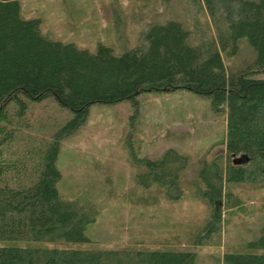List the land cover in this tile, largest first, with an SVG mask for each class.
Returning a JSON list of instances; mask_svg holds the SVG:
<instances>
[{"label": "trees", "instance_id": "trees-1", "mask_svg": "<svg viewBox=\"0 0 264 264\" xmlns=\"http://www.w3.org/2000/svg\"><path fill=\"white\" fill-rule=\"evenodd\" d=\"M177 1L190 15L172 11ZM159 3L171 16L162 22L139 17L135 43L121 42L114 55L100 43L79 48L55 41L41 31L38 18L20 17L18 0H0V241L59 247H0V264H264V226L244 242L243 251L210 256L208 263L198 262L193 251L60 247L88 243L85 228L98 214L95 205L60 198L56 190L60 146L84 125L92 105L130 104L128 163L144 169L133 174L130 189L166 203L182 198L179 184L188 158L174 149L158 158L136 157L128 140L142 98L184 90L207 99L211 112L224 117L223 138L215 144L223 154L209 164L214 182L205 160L200 162L196 195L208 218L189 239L192 246L207 244L219 233L224 209L239 205L232 187L264 186V80L253 78L264 71V0ZM242 38L255 58L230 71L224 63L236 55ZM44 99L70 113L47 138L34 134L26 119V100ZM238 158L244 162L231 163ZM215 238L208 245H217Z\"/></svg>", "mask_w": 264, "mask_h": 264}, {"label": "rangeland", "instance_id": "rangeland-1", "mask_svg": "<svg viewBox=\"0 0 264 264\" xmlns=\"http://www.w3.org/2000/svg\"><path fill=\"white\" fill-rule=\"evenodd\" d=\"M22 3L20 17L38 18L41 31L49 32L53 40L73 43L79 48H93L100 43L111 48L114 55L119 53L121 42L128 46L135 43L139 17L162 22L171 16L159 0H22ZM171 6L172 11L181 14L179 17L190 15L181 1ZM254 58V51L242 38L237 41L236 55L224 64L235 71ZM253 78L264 80V71ZM26 103L31 131L44 138L70 117L52 99L26 100ZM129 108L128 102L90 106L84 125L60 146L56 161L60 173L56 185L59 197L88 202L98 208L95 221L84 231L89 242L63 243L60 247L193 251L196 260L204 263L209 262L210 256L225 251H243L244 242L256 237L264 226V186L232 187L239 205L222 212L218 244L208 245L216 241L217 235L209 236L203 246L189 244L195 230L208 218V210L196 195L198 171L204 159L208 180L214 182L209 164L216 155L223 154L222 148L215 144L223 138L224 117L211 112L207 99L184 90L152 92L142 98L141 114L128 140L136 157L158 158L164 150L174 149L188 158L179 184L182 198L166 203L148 198L146 192L137 188L130 189L133 174L144 169L132 168L128 163ZM220 164L223 169L225 160ZM0 247L57 245L0 241Z\"/></svg>", "mask_w": 264, "mask_h": 264}, {"label": "water", "instance_id": "water-1", "mask_svg": "<svg viewBox=\"0 0 264 264\" xmlns=\"http://www.w3.org/2000/svg\"><path fill=\"white\" fill-rule=\"evenodd\" d=\"M243 162H244V159L238 158V159H233L231 163L234 165H238V164H241Z\"/></svg>", "mask_w": 264, "mask_h": 264}, {"label": "crops", "instance_id": "crops-1", "mask_svg": "<svg viewBox=\"0 0 264 264\" xmlns=\"http://www.w3.org/2000/svg\"><path fill=\"white\" fill-rule=\"evenodd\" d=\"M18 2H19V8H20V10L22 9V7H23V3H22V0H18ZM42 24V23H41Z\"/></svg>", "mask_w": 264, "mask_h": 264}]
</instances>
